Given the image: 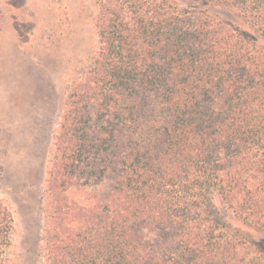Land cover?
I'll use <instances>...</instances> for the list:
<instances>
[{
    "label": "trees",
    "instance_id": "1",
    "mask_svg": "<svg viewBox=\"0 0 264 264\" xmlns=\"http://www.w3.org/2000/svg\"><path fill=\"white\" fill-rule=\"evenodd\" d=\"M95 3L47 180L49 264H264V0ZM102 183L92 205L69 196ZM13 223L0 203V264Z\"/></svg>",
    "mask_w": 264,
    "mask_h": 264
},
{
    "label": "rangeland",
    "instance_id": "2",
    "mask_svg": "<svg viewBox=\"0 0 264 264\" xmlns=\"http://www.w3.org/2000/svg\"><path fill=\"white\" fill-rule=\"evenodd\" d=\"M97 10L95 0H0V203L14 219L8 264H49L54 141L70 84L99 49ZM95 193L106 199L107 184L72 188L69 196L92 205Z\"/></svg>",
    "mask_w": 264,
    "mask_h": 264
}]
</instances>
